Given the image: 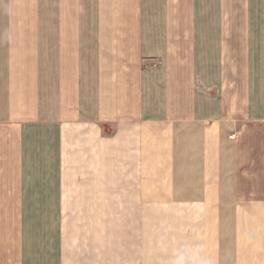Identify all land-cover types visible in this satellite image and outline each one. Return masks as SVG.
<instances>
[{"label": "crops", "instance_id": "crops-1", "mask_svg": "<svg viewBox=\"0 0 264 264\" xmlns=\"http://www.w3.org/2000/svg\"><path fill=\"white\" fill-rule=\"evenodd\" d=\"M33 1L0 0V264H264V15Z\"/></svg>", "mask_w": 264, "mask_h": 264}, {"label": "rangeland", "instance_id": "rangeland-1", "mask_svg": "<svg viewBox=\"0 0 264 264\" xmlns=\"http://www.w3.org/2000/svg\"><path fill=\"white\" fill-rule=\"evenodd\" d=\"M235 14L237 19H243V17L245 16H252V20H253V25H254V20L256 19H260L258 16L259 15H264V0H236L235 1ZM232 9V7L230 6V10ZM34 13H35V2H30V0H28V22H27V29L28 32H31L34 29V25H35V21H34ZM17 26L19 25V23H15ZM237 25L241 26V28L243 27L242 25L244 24L243 22H236ZM13 40V42L11 43V45L9 44V47L7 48L6 52L4 53V55L0 54V59H3L2 56H7L10 59V62H19V38H15L13 37L11 39V41ZM243 40V39H241ZM245 40V39H244ZM243 40V41H244ZM252 52L253 54H251V59H252V68H258V69H253V73L254 72H258L261 71L264 67H263V62L264 61V52L263 53H259L258 50L261 48L259 45V41L260 39L258 38H252ZM264 40V39H263ZM10 41V42H11ZM238 41V40H237ZM243 41H238V42H243ZM28 46H33L34 43L32 41H30V39H28ZM242 51V50H241ZM261 51V50H260ZM259 53V54H257ZM33 55H28V57H23L21 58L22 61L26 62V68L22 69V74L23 76H27V78H30L32 80V83L28 85V92L26 96V100H33L34 99V87L33 86V82H34V74L35 71L33 70V65L32 63L34 62V58L32 57ZM237 56H242L241 54H237ZM261 62L262 64V68L261 65L257 66L256 64ZM9 72H14V73H18L19 74V70H11ZM34 104V103H33ZM27 112L33 113L34 110L32 108H27L26 109ZM114 217L112 214H109V221H113Z\"/></svg>", "mask_w": 264, "mask_h": 264}]
</instances>
